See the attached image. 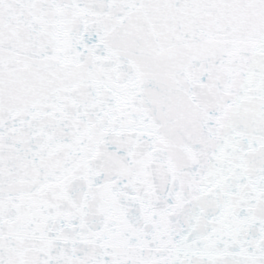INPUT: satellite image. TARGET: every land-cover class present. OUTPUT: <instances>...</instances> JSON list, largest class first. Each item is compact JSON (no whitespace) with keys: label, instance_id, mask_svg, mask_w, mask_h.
<instances>
[{"label":"snow or ice","instance_id":"obj_1","mask_svg":"<svg viewBox=\"0 0 264 264\" xmlns=\"http://www.w3.org/2000/svg\"><path fill=\"white\" fill-rule=\"evenodd\" d=\"M0 264H264V0H0Z\"/></svg>","mask_w":264,"mask_h":264}]
</instances>
